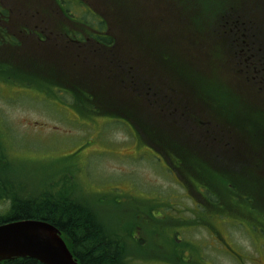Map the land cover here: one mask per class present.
Returning a JSON list of instances; mask_svg holds the SVG:
<instances>
[{"label":"trees","instance_id":"16d2710c","mask_svg":"<svg viewBox=\"0 0 264 264\" xmlns=\"http://www.w3.org/2000/svg\"><path fill=\"white\" fill-rule=\"evenodd\" d=\"M40 1L48 7L0 0V21L11 26L26 11L17 3H27L29 16L49 22L47 32L68 35L72 46L45 54L4 37L0 26V81L65 89L84 117L127 121L177 163L181 177L202 183L211 198L207 216L242 218L264 234V42L253 45L264 38V0ZM72 1L82 4L79 16ZM0 159V226L45 221L62 232L80 264H133L85 194L77 199L65 187L11 194L2 171L12 170V158Z\"/></svg>","mask_w":264,"mask_h":264},{"label":"rangeland","instance_id":"374dc122","mask_svg":"<svg viewBox=\"0 0 264 264\" xmlns=\"http://www.w3.org/2000/svg\"><path fill=\"white\" fill-rule=\"evenodd\" d=\"M38 1L41 6L48 7L45 2ZM70 4L79 16L82 4L76 1ZM261 42L264 38H253V45ZM4 91L25 95L16 100L9 95L4 96L11 100L0 99L1 151L12 158L9 160L12 170L2 171L3 178L9 176V180H4L5 191L28 196L29 192L38 195L50 191L52 185L56 186L53 190L67 188L71 177L66 173L68 169H80L79 166L84 164L90 168L83 173V180L89 181L91 197L104 200L99 217L114 229L115 234L120 235L122 231V241L128 247L132 263L255 264L262 260L264 264V234L257 232L250 221L225 213V218H214V228L205 230L191 211L192 201L172 180L160 156L123 119L80 117L68 106L64 108L58 100L45 105L36 103L27 97L42 101L48 95L32 88L0 83V94ZM53 91L58 94L59 89ZM87 154H91L88 159ZM155 199L160 200V208L152 214L143 211L150 209V204L136 201ZM177 204L182 212L179 215L173 211ZM1 206L2 210L7 208V205ZM141 226L144 230L140 232L137 229ZM167 226H177L181 234L184 232L179 237L192 242L184 240L188 246L166 245L161 236L169 237ZM188 226L193 229H185ZM150 227L156 230L152 232ZM131 229L135 238L142 239L143 243L126 235ZM155 232H161L160 238H156ZM226 241L234 245L241 259H233L224 253Z\"/></svg>","mask_w":264,"mask_h":264},{"label":"flooded vegetation","instance_id":"af4514ba","mask_svg":"<svg viewBox=\"0 0 264 264\" xmlns=\"http://www.w3.org/2000/svg\"><path fill=\"white\" fill-rule=\"evenodd\" d=\"M1 4L6 5L7 3L1 2ZM9 5L14 6V4H11V3H9ZM17 5H19L20 8L26 7L27 12L25 10H19L18 16L15 17V19L11 18V21H12L11 26H9V24H7V23H4L3 21H0L1 28H5V30H7L6 33L1 32L5 35L4 37H10L12 39H15L16 42H18L23 47H29L28 45H33L37 48H43L45 51V54L49 53L50 50H52V51H54L55 55H59L65 51H67L68 47L72 46V45L69 46V42L67 39L68 35L59 34V33L55 34V33L47 32L50 29L49 22H46L45 19H39V18L29 16L30 12L27 10V8H28L27 3H24V4L23 3H19V4L17 3ZM77 36L79 38L86 37L85 34L73 35V37H77ZM88 39L89 38L86 37V40H88ZM87 43H89V41H87ZM73 44L81 45V46L86 45L85 42H80L79 40L73 41ZM38 79L42 80L44 78L38 77ZM0 83L5 84L7 86L25 87V88L34 89L32 86H25V85L20 84L17 81H15V82L0 81ZM42 84H44V83L42 82ZM38 91H40V90H38ZM44 92L48 95V97L44 98L42 101H40L39 99L34 98V97H27V98H31V99L37 101L36 103H42L43 105L50 104L51 102L58 100L59 103L64 104V108H66V106H68L71 109V111L74 112V114H77L80 117L83 116L73 106V103H75V101H77V100L74 99L73 97H70L67 99L63 95L64 92H65V94H67L66 93L67 91L65 89H63L59 95H56L54 97L49 96L50 93L48 91H44ZM4 95H9L10 98H12V96H13V100H16L17 98H19V96H21V97L25 96L23 94H21V95L9 94L8 92L4 91L0 94V99H4L6 101L11 100V99L5 97ZM0 129H1V131H0V150H1L2 137H3V135H2V131H3L2 130V122H0ZM103 140H104L105 144H108L106 139H103ZM159 156H160V159L162 160V162L164 163V165L167 167V170L171 174V176L173 178L172 180H174V182L178 186H180L183 191H185L186 197L192 201V204H193L192 206H194V207L192 208L191 211H193L195 216L200 217L201 219L202 218L204 219V217H205L204 214H205V212L209 211L208 207L210 206V203H211L210 194H208L206 192V188L202 185V183L199 180H193L192 178L188 179L185 177H181L180 172L177 168L176 162H168L165 160V157H163L161 155H159ZM85 157H87L86 159H88L91 157V154L90 155L87 154ZM79 167H80V169L79 168H69L68 171L66 172L67 174L71 175V177H70V183H69L68 187L65 188V190H64V191L67 190L64 194H69L70 196H74L77 199H80L79 197L83 196L84 194H85L84 197L86 195L92 196V194H93V192L91 191L90 185H89V181L83 180L85 178L83 173L90 170V168H88L84 164L80 165ZM59 189L60 188H58V190ZM117 190H119V189H117ZM153 201H154V203L150 204L152 206L151 209L147 210V212H149L151 214L154 213L155 211L159 210V208H160V203H159L160 200L155 199ZM90 202L92 203V205H93L92 208L95 210V212H99V211L101 212V210L104 209V207H103L104 206V200H102L101 198H99V197L97 198L96 196L90 197ZM178 207H179V205L177 204L173 211L177 212V214L178 213L181 214L182 212L180 210H178ZM165 208H167V206ZM167 209H169V208H167ZM210 215H211V213H210ZM210 215H208V216L210 217ZM175 220H178V219H175ZM203 227L208 229V227H206V226H203ZM166 229L169 232V237L162 235L161 241L163 243H165L166 245L173 244L174 242L176 244L185 243L183 239L179 238L181 231L179 229H177L175 226H169ZM185 229L192 230V228L189 226L186 227ZM151 230L153 232V230H156V229L151 228ZM161 232H163V231H161ZM161 232H155L154 233L156 238H160ZM183 233L184 232H182V234ZM137 241L139 243H143L142 239L137 240ZM188 242H189V240H188ZM188 244L189 243H187V246H188ZM234 248L235 247L233 244L226 241L224 244V249H225L224 253L228 254L233 259H236V260L241 259V257L238 255L239 254L238 251L235 250ZM243 260H244V258H242L241 261L243 262ZM255 264H263V262H262V260H259Z\"/></svg>","mask_w":264,"mask_h":264},{"label":"water","instance_id":"95a60500","mask_svg":"<svg viewBox=\"0 0 264 264\" xmlns=\"http://www.w3.org/2000/svg\"><path fill=\"white\" fill-rule=\"evenodd\" d=\"M34 259L41 264H79L61 231L45 221H20L0 226V263Z\"/></svg>","mask_w":264,"mask_h":264}]
</instances>
